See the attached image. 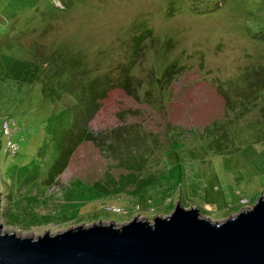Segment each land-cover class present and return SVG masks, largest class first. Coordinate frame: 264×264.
Wrapping results in <instances>:
<instances>
[{
	"label": "rangeland",
	"instance_id": "1",
	"mask_svg": "<svg viewBox=\"0 0 264 264\" xmlns=\"http://www.w3.org/2000/svg\"><path fill=\"white\" fill-rule=\"evenodd\" d=\"M261 195L264 0H0L2 232L222 222Z\"/></svg>",
	"mask_w": 264,
	"mask_h": 264
},
{
	"label": "water",
	"instance_id": "2",
	"mask_svg": "<svg viewBox=\"0 0 264 264\" xmlns=\"http://www.w3.org/2000/svg\"><path fill=\"white\" fill-rule=\"evenodd\" d=\"M0 264H264V195L222 222L178 203L152 221L99 222L38 237L2 232L0 223Z\"/></svg>",
	"mask_w": 264,
	"mask_h": 264
},
{
	"label": "trees",
	"instance_id": "3",
	"mask_svg": "<svg viewBox=\"0 0 264 264\" xmlns=\"http://www.w3.org/2000/svg\"><path fill=\"white\" fill-rule=\"evenodd\" d=\"M75 118H74V116L72 117V119L71 120H69V122H66V123H63L62 124V129H64L66 126H72L73 125V120H74ZM72 124V125H71ZM60 132H62V134H63V137H64V131H60ZM65 136H66V138H70L72 135H71V133H65ZM85 136V135H84ZM83 136V137H84ZM124 136V135H123ZM122 135H121V133H118V136L116 137V139H117V143H119L121 140H122V142H121V144L120 145H128L129 144V141L130 140H132V141H138V138H129L128 137V135L126 136V137H123ZM157 147L158 148H160L161 147V145L160 144H157ZM62 159H64V162L62 163V165L60 166V167H58L59 169H53L54 171H56V174H60L61 172H63L64 171V169L66 168V166H67V162H66V157H64V158H62ZM53 170H51V171H53Z\"/></svg>",
	"mask_w": 264,
	"mask_h": 264
},
{
	"label": "built area",
	"instance_id": "4",
	"mask_svg": "<svg viewBox=\"0 0 264 264\" xmlns=\"http://www.w3.org/2000/svg\"><path fill=\"white\" fill-rule=\"evenodd\" d=\"M7 126L9 127V125L6 124V127H7ZM8 127H7V128H8ZM11 130H15V131H16V129H14L13 127H11ZM9 133H10V132H9ZM11 133L13 134L14 132L11 131ZM11 143H12V141L9 142V145H10ZM14 145H15V144H14ZM16 150H17V145L15 146V150H14V152H15Z\"/></svg>",
	"mask_w": 264,
	"mask_h": 264
}]
</instances>
